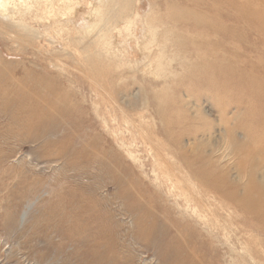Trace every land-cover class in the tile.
<instances>
[{
  "label": "rangeland",
  "instance_id": "obj_1",
  "mask_svg": "<svg viewBox=\"0 0 264 264\" xmlns=\"http://www.w3.org/2000/svg\"><path fill=\"white\" fill-rule=\"evenodd\" d=\"M242 1L0 0V264H264Z\"/></svg>",
  "mask_w": 264,
  "mask_h": 264
},
{
  "label": "bare ground",
  "instance_id": "obj_2",
  "mask_svg": "<svg viewBox=\"0 0 264 264\" xmlns=\"http://www.w3.org/2000/svg\"><path fill=\"white\" fill-rule=\"evenodd\" d=\"M242 1V0H241ZM260 1H263L264 2V0H260ZM242 3H243V1H242ZM243 12V11H242ZM258 11H254L253 13L251 12V14H253V16H255L256 15V13H257ZM259 14H260V17L264 20V14H262L261 12H258ZM264 13V12H263ZM45 98H46V95H45ZM51 98V96L50 95H47V99H50ZM54 99H57V98H54ZM39 100V99H38ZM56 101V100H55ZM42 108V107H41ZM31 109V108H30ZM53 113V112H52ZM40 114H42V111L41 110H38V112H36V116H39L40 117ZM47 114V113H46ZM46 118V117H45Z\"/></svg>",
  "mask_w": 264,
  "mask_h": 264
}]
</instances>
